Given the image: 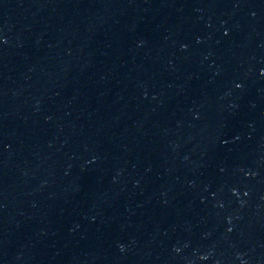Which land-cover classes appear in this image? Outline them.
<instances>
[{"label":"water","instance_id":"95a60500","mask_svg":"<svg viewBox=\"0 0 264 264\" xmlns=\"http://www.w3.org/2000/svg\"><path fill=\"white\" fill-rule=\"evenodd\" d=\"M0 264H264V0H0Z\"/></svg>","mask_w":264,"mask_h":264}]
</instances>
